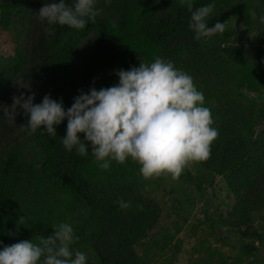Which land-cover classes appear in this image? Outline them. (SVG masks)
<instances>
[{
  "label": "trees",
  "instance_id": "obj_1",
  "mask_svg": "<svg viewBox=\"0 0 264 264\" xmlns=\"http://www.w3.org/2000/svg\"><path fill=\"white\" fill-rule=\"evenodd\" d=\"M50 2L0 0V108L34 93V104L50 95L67 110L80 90L114 86L117 71L159 57L193 77L219 134L210 158L178 180H146L130 160L102 171L90 146L86 157L66 151L67 121L50 139L43 126L44 135L18 129L28 122L21 109L16 116L0 111V247L38 243L67 222L79 237L72 249L87 264H151L198 201L205 234L219 246L204 240L208 259L200 264H264V24L258 19L264 0H194V9L214 4L209 28L225 23L207 41L194 38L180 0H96L102 11L83 30L42 22L38 11ZM241 29L253 39L241 43ZM214 187L224 192L221 199ZM120 199L132 207L121 210ZM163 213L172 225H162ZM175 263L173 257L165 264Z\"/></svg>",
  "mask_w": 264,
  "mask_h": 264
},
{
  "label": "clouds",
  "instance_id": "obj_2",
  "mask_svg": "<svg viewBox=\"0 0 264 264\" xmlns=\"http://www.w3.org/2000/svg\"><path fill=\"white\" fill-rule=\"evenodd\" d=\"M180 3L191 13L188 26L195 39L207 41L224 31L225 23L208 27L213 3L195 9L194 0ZM95 5L96 0H73L71 5L66 0H51L43 4L38 15L49 26L83 30L89 21L95 23L102 11ZM251 16L256 18V12ZM258 19L264 24V15ZM115 75L118 83L114 86L80 90L67 110L62 99L53 100L50 95L34 104L33 93L27 98L24 94L14 96L11 108L0 111L11 116L14 110L16 116L17 109H21L28 122L18 129L28 135L37 131L44 135L43 126L50 139L57 137L56 127L67 121L66 135L61 139L64 149L86 157L90 146L91 156L102 171H108L113 161L123 165L130 160L140 166L146 180L161 176L178 180L190 164L210 158L219 133L212 126L204 94L191 75L159 57L151 64L139 63ZM19 86L24 88L26 84ZM116 203L121 210L132 207L131 201L123 199ZM78 240L71 224L62 222L51 235L40 236L38 243L31 239L0 247V264H87V256L72 249Z\"/></svg>",
  "mask_w": 264,
  "mask_h": 264
},
{
  "label": "rangeland",
  "instance_id": "obj_3",
  "mask_svg": "<svg viewBox=\"0 0 264 264\" xmlns=\"http://www.w3.org/2000/svg\"><path fill=\"white\" fill-rule=\"evenodd\" d=\"M239 32L241 43H244L245 40L247 41L253 39V35L246 34L243 29L239 30ZM252 97L253 96H248V98ZM194 166V163H192L188 167L190 169H194ZM166 180L171 182V180ZM166 187H169L168 183L164 184L163 186L164 189ZM219 190L220 189L218 187H214L213 189L217 197L221 199L224 196V192H220ZM194 197L192 196V199L190 200H195L196 197ZM210 199L214 200L213 204L215 206L219 205L220 200L214 199V196ZM196 203L198 204H196L195 207L189 206L188 211H190L191 209L189 216L190 220L187 222L186 225L183 226V229L179 236L175 238L170 244H167V249H165L163 252L157 251L158 257L154 261H152L151 264H165L168 260L172 259L173 257L177 261V263L175 264H200L202 258L204 259L206 257L205 259H208V251L204 252L202 248V243L204 240H207L212 248L219 247L218 244H216L214 238H212L210 235L205 234L207 225L202 222L204 221L202 211L205 206H203L201 202L197 201ZM169 218L170 216H167L166 213H163L160 219L162 225H172L171 220L173 221L174 218L171 217V220Z\"/></svg>",
  "mask_w": 264,
  "mask_h": 264
}]
</instances>
